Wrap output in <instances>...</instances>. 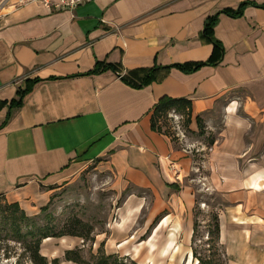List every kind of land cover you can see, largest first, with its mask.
Returning <instances> with one entry per match:
<instances>
[{
  "label": "crops",
  "instance_id": "0c3cea01",
  "mask_svg": "<svg viewBox=\"0 0 264 264\" xmlns=\"http://www.w3.org/2000/svg\"><path fill=\"white\" fill-rule=\"evenodd\" d=\"M244 1L264 5L84 0L71 11L49 12L38 2L0 9V197L32 216L94 162L132 189L90 244L69 235L42 239L48 264H77L64 252L99 247L151 264L144 252L158 254L169 236L182 248L190 243L195 190L183 178L195 167L193 150L181 145L182 115L172 113L180 116L176 143L151 129L150 112L162 97L189 100L188 129L199 133V116L214 135L202 166L218 191V239L229 264H264V8L218 16L213 33L224 53L214 66L160 68L141 88L111 70L81 75L99 61L138 81L153 66L204 61L212 51L200 37L205 18ZM33 79L21 104L9 108Z\"/></svg>",
  "mask_w": 264,
  "mask_h": 264
},
{
  "label": "rangeland",
  "instance_id": "374dc122",
  "mask_svg": "<svg viewBox=\"0 0 264 264\" xmlns=\"http://www.w3.org/2000/svg\"><path fill=\"white\" fill-rule=\"evenodd\" d=\"M172 116H168L171 120H168L165 128L176 132ZM180 128L183 132L181 145L193 150L191 155L195 162V167L188 170L183 178L195 190L192 237L189 244H184L183 249L189 252L193 250L196 254V257L192 256L189 264H229L228 255L214 233V215L218 214L219 207L218 191L208 183L207 170L202 166L203 159L209 153L210 141H213L214 135L206 133L205 128L202 133L193 134L182 123ZM173 139L175 143L178 142L177 139ZM131 190V187H125L116 182L111 170L94 162L84 168L74 181L56 190L50 196L49 201L43 205V210L39 208L36 214L30 216L33 218L18 223L17 236L14 234L16 229L14 227L13 230L10 229L7 223L10 216L2 217L0 213V264H32L27 246L31 242L30 238H33L31 233H34V238L39 237V228L42 227H46L51 233L75 227L84 233L88 232L89 239H85L84 242L90 244L94 234L105 232L107 222L113 221L115 217L116 207L132 192ZM6 212V216L9 215L8 210ZM76 221H81L84 226H77ZM194 222L195 229L193 228ZM149 231L143 236L144 240L149 235ZM154 240L160 242L162 238L155 237ZM181 240L186 239L181 238ZM93 254L96 253L88 251L82 256L92 262ZM117 256L123 264H140L143 261L138 257L134 260L127 256ZM181 257L178 263V259L171 262L169 257H160L157 253L147 252L145 254L144 252L143 256L151 260V264H182L186 253H183ZM198 257L201 260H198Z\"/></svg>",
  "mask_w": 264,
  "mask_h": 264
},
{
  "label": "trees",
  "instance_id": "16d2710c",
  "mask_svg": "<svg viewBox=\"0 0 264 264\" xmlns=\"http://www.w3.org/2000/svg\"><path fill=\"white\" fill-rule=\"evenodd\" d=\"M246 5H252L257 7L264 8V5H258L253 2H247L244 1L240 3V5L236 9H222L220 11H217L216 13L207 16L203 22L202 31L200 34L201 39L211 44L212 51L211 54L204 60V61H189L184 63H177L173 65L168 66H153L151 68L144 69L142 72V77L138 81L132 80V77L130 76V73L132 71H128L124 74L121 73V69L117 65H112L105 62H99L96 61L94 64V67L87 71L86 73H83L81 75H91V74H97L100 72H104L106 70H111L116 72L120 79L127 85L135 88H141L147 84H149L152 81H156V71L160 68H170L174 67L178 70L182 71L183 73H190L194 72L197 69H199L202 66H214L218 64L223 56L224 48L220 41H218L214 37L213 28L216 25V22L218 20V16L220 14H225L230 17H238L242 15L243 9ZM39 81V79H33L29 82H27L26 87L24 89L18 88L16 91L15 97L9 101V108L17 107L21 104L23 96L30 91L32 85ZM169 113H176L180 114L183 117L182 125L186 128H188V125L190 123V101L184 98H170V97H162L158 100V102L152 107V110L150 112V127L152 130L156 132H161L166 135L171 136V138H174V131L168 130L165 128L167 125L168 120V114ZM196 124L198 128V132L202 133L203 131V124L202 119L197 116ZM5 122V121H4ZM3 122V123H4ZM212 143V140L210 141V144ZM44 209V206L41 207V210ZM8 210L9 215L6 216V211ZM0 213L2 217H9L10 219L7 220V223H9L10 229L13 230V227L16 229L15 235L17 236V232L19 231V225L18 223H21L23 221H28L30 216H27L25 212L20 209L19 205L17 203H7L0 197ZM76 225H83L81 221H76ZM84 226V225H83ZM214 233L218 236V217L217 215H214ZM196 227V224L194 222V229ZM40 235L37 238H33L30 243H28L27 249L29 251V259L32 264H48V260L42 256L39 252V245L42 239L46 237H60V236H77L81 237L84 241L88 238V232L84 233V231L74 228L69 229H60L58 232H50L49 229L46 227L39 228ZM191 255L193 257H196V254L193 250H191ZM94 259H92V262L88 259H85L81 254L80 248H74L71 250H67L64 252L63 259L68 261H73L77 264H123L119 259L117 255L114 254H108L106 255L101 247L97 249L96 254H93ZM92 256V258H93ZM198 260H201L198 257ZM58 259L54 258L50 261V264H58ZM133 262V261H132Z\"/></svg>",
  "mask_w": 264,
  "mask_h": 264
},
{
  "label": "built area",
  "instance_id": "2783aa9c",
  "mask_svg": "<svg viewBox=\"0 0 264 264\" xmlns=\"http://www.w3.org/2000/svg\"><path fill=\"white\" fill-rule=\"evenodd\" d=\"M83 1L84 0H1L0 1V9H2L4 7L15 8V7L23 5V4H27V3H31V2H38L42 6H44V8L49 12H52V11H71L73 8H75L78 4L82 3ZM170 116H172V118H174L173 119V122L175 120L174 124H177L178 123L177 120L180 118V116L174 115V114H170ZM177 127H178V124H177L176 128ZM179 133H180V135H182L181 132H179ZM169 166L173 171L178 172V166H176L175 162L171 161L169 163Z\"/></svg>",
  "mask_w": 264,
  "mask_h": 264
},
{
  "label": "bare ground",
  "instance_id": "6f19581e",
  "mask_svg": "<svg viewBox=\"0 0 264 264\" xmlns=\"http://www.w3.org/2000/svg\"><path fill=\"white\" fill-rule=\"evenodd\" d=\"M173 241H174L173 236H169L164 241L162 247L158 252V255L160 257H169V260L171 262H175L178 259V263H179L180 259L182 258L181 255L183 253H186V257L182 260V264H189V262L192 259L191 252L185 251L181 246L174 244Z\"/></svg>",
  "mask_w": 264,
  "mask_h": 264
}]
</instances>
